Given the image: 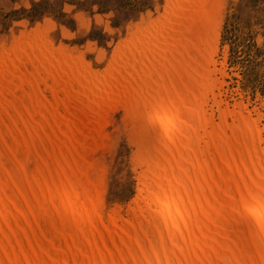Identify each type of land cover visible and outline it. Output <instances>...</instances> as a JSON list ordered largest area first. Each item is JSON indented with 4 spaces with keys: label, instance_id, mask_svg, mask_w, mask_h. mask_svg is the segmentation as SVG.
<instances>
[{
    "label": "bare ground",
    "instance_id": "1",
    "mask_svg": "<svg viewBox=\"0 0 264 264\" xmlns=\"http://www.w3.org/2000/svg\"><path fill=\"white\" fill-rule=\"evenodd\" d=\"M221 1L166 0L104 75L47 36L0 59V264H264V123L222 98ZM118 110L138 194L105 213Z\"/></svg>",
    "mask_w": 264,
    "mask_h": 264
},
{
    "label": "rangeland",
    "instance_id": "2",
    "mask_svg": "<svg viewBox=\"0 0 264 264\" xmlns=\"http://www.w3.org/2000/svg\"><path fill=\"white\" fill-rule=\"evenodd\" d=\"M165 1L0 0V59L8 58L14 44L25 36H47L52 50L63 53L65 60L104 75L125 49L124 41L135 31H144L147 23L163 19ZM221 2L216 59L221 63L223 49L227 50L222 98L230 106L237 100L247 110H257L263 124L264 0ZM120 112H114L111 144L103 153L105 213L117 206L123 213L138 194L135 147Z\"/></svg>",
    "mask_w": 264,
    "mask_h": 264
}]
</instances>
